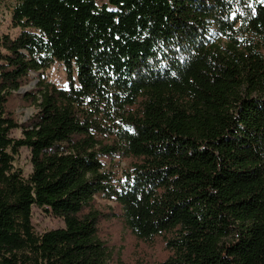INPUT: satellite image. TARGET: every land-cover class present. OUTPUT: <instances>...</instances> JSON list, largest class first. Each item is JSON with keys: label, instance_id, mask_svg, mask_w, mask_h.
Segmentation results:
<instances>
[{"label": "trees", "instance_id": "16d2710c", "mask_svg": "<svg viewBox=\"0 0 264 264\" xmlns=\"http://www.w3.org/2000/svg\"><path fill=\"white\" fill-rule=\"evenodd\" d=\"M16 1L20 34L0 37V264H114L108 216L162 241L166 258L138 264H264V0ZM56 63L66 89L44 76ZM17 99L36 110L25 124ZM34 208L65 228L37 233Z\"/></svg>", "mask_w": 264, "mask_h": 264}, {"label": "rangeland", "instance_id": "374dc122", "mask_svg": "<svg viewBox=\"0 0 264 264\" xmlns=\"http://www.w3.org/2000/svg\"><path fill=\"white\" fill-rule=\"evenodd\" d=\"M97 2L99 5L108 4V0H97ZM16 4V0H5L0 6V37L3 35H10L12 38H16L20 34V29H15L12 26V14ZM44 76L57 87L62 89L68 88L67 75L62 64L56 63L44 72ZM36 84L37 75L32 74L31 82L22 89L20 94L24 96L26 93L34 90ZM13 103L15 116L20 124L27 123L36 113L35 108L25 106V104L18 99ZM11 137L14 139L22 138V130H14L11 133ZM116 164H118V162ZM126 166V161L121 162L120 166L116 167V171L121 173V169ZM14 167L17 170H21L25 177L30 176L33 171V166L31 163V154L28 149H21L19 154L15 156ZM97 205L106 214L112 211L118 215L120 213L118 207L113 202L98 198ZM108 207H110V209ZM32 222L35 231L39 234L65 228V223L62 219L55 218L50 213L39 208L33 209ZM99 230L101 240H103L112 251V256L115 261L114 264H138L141 261L157 262L163 260L167 256L161 240H158L156 244L151 247L137 241L116 216H108L103 219L100 223Z\"/></svg>", "mask_w": 264, "mask_h": 264}, {"label": "snow or ice", "instance_id": "6c2138e0", "mask_svg": "<svg viewBox=\"0 0 264 264\" xmlns=\"http://www.w3.org/2000/svg\"><path fill=\"white\" fill-rule=\"evenodd\" d=\"M233 18H235V17H233Z\"/></svg>", "mask_w": 264, "mask_h": 264}, {"label": "water", "instance_id": "95a60500", "mask_svg": "<svg viewBox=\"0 0 264 264\" xmlns=\"http://www.w3.org/2000/svg\"><path fill=\"white\" fill-rule=\"evenodd\" d=\"M34 84V83H33ZM22 91V90H21Z\"/></svg>", "mask_w": 264, "mask_h": 264}]
</instances>
